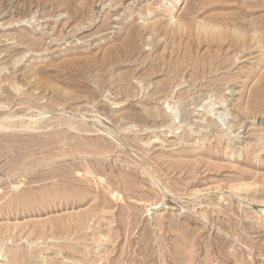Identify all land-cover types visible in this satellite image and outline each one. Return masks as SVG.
I'll return each mask as SVG.
<instances>
[{"label": "rangeland", "instance_id": "obj_1", "mask_svg": "<svg viewBox=\"0 0 264 264\" xmlns=\"http://www.w3.org/2000/svg\"><path fill=\"white\" fill-rule=\"evenodd\" d=\"M167 1L0 0V264H264V0Z\"/></svg>", "mask_w": 264, "mask_h": 264}, {"label": "bare ground", "instance_id": "obj_2", "mask_svg": "<svg viewBox=\"0 0 264 264\" xmlns=\"http://www.w3.org/2000/svg\"><path fill=\"white\" fill-rule=\"evenodd\" d=\"M161 1H164V4L165 3H168V1L166 0H161ZM178 2H179V0H174V3L175 4H178ZM68 3V2H67ZM76 4V3H75ZM173 18V17H172ZM175 21H176V19H175ZM179 22H181L180 20H179ZM172 23H173V20H172ZM174 24V23H173ZM181 24V23H180ZM211 25V24H210ZM210 25H209V30H220V27L219 28H217V27H214V26H212V27H210ZM4 27V26H3ZM183 27H185V26H183ZM234 30V29H233ZM235 31V30H234ZM233 34H234V32H232ZM236 37V40H240L241 39V36H235ZM148 38H150L151 39V37L150 36H148ZM178 84V83H177ZM175 85V84H174ZM165 103V102H164ZM166 104V103H165ZM166 108H167V106H166ZM172 108V107H171ZM167 110V109H166ZM142 112V111H141ZM168 112V111H167ZM172 113V112H171ZM207 113V112H206ZM42 114V113H41ZM98 115V114H97ZM106 116V115H105ZM174 116H175V114H174ZM206 116H207V114H206ZM146 119H148V118H151L152 119V121H156V119L158 118V117H160L159 116V114H157V113H153V112H151V111H147V113H146ZM179 117V116H178ZM100 118H101V116H100ZM106 118L108 119V117L106 116ZM104 119V118H103ZM118 119V118H117ZM121 119V118H120ZM219 119H221V118H219ZM33 120V119H32ZM70 120V119H69ZM72 120V119H71ZM75 120V119H74ZM73 120V121H74ZM80 120V119H79ZM109 121H110V119H108ZM122 120V119H121ZM120 120V121H121ZM175 120H177V118L176 117H174L173 118V121H175ZM81 121V120H80ZM89 121V120H88ZM95 121V120H94ZM126 121V120H125ZM181 121V120H180ZM183 121V120H182ZM181 121V122H182ZM243 121V120H242ZM86 122V121H85ZM123 122V121H122ZM121 122V123H122ZM222 122V121H221ZM78 123V122H77ZM179 123V122H178ZM219 123V122H218ZM67 124H69L68 122H67ZM131 125H133V124H131ZM72 126V125H71ZM73 128V127H72ZM71 128V129H72ZM104 134H105V132H104ZM106 136V135H105ZM111 136V135H110ZM111 138V137H110ZM113 139V138H112Z\"/></svg>", "mask_w": 264, "mask_h": 264}]
</instances>
